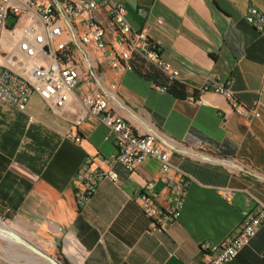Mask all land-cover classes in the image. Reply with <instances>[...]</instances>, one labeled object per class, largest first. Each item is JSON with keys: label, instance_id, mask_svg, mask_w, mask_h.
I'll use <instances>...</instances> for the list:
<instances>
[{"label": "crops", "instance_id": "crops-1", "mask_svg": "<svg viewBox=\"0 0 264 264\" xmlns=\"http://www.w3.org/2000/svg\"><path fill=\"white\" fill-rule=\"evenodd\" d=\"M110 1L125 7L133 30H148L179 71L185 97L154 89L165 77L153 67L117 72L101 64L91 81L79 83L63 117L38 94L24 111L0 101V212L16 230L61 245L72 264H206L200 244L218 247L246 213L264 204V35L245 19L250 7L264 14V0ZM208 77L231 80L237 98L259 116L239 115L221 95L199 91ZM94 89L137 132L168 143L171 163L190 176L181 213L162 232L151 230L137 203L147 181L163 190L155 158L131 172L117 165L118 182L103 179L84 204L76 202L78 167L88 154L114 151L97 118L87 114L75 124L80 99ZM224 188L233 190L230 200ZM164 201L160 194L158 203ZM262 253L264 223L227 264H264Z\"/></svg>", "mask_w": 264, "mask_h": 264}, {"label": "built area", "instance_id": "built-area-1", "mask_svg": "<svg viewBox=\"0 0 264 264\" xmlns=\"http://www.w3.org/2000/svg\"><path fill=\"white\" fill-rule=\"evenodd\" d=\"M246 21L264 35V14L256 7L247 10ZM162 24V19L156 20ZM96 53V54H95ZM107 64L114 71L143 70L153 67L168 83L180 79L179 71L162 57L159 46L148 30H133L125 7L110 0H0V101L24 111L32 94H38L46 106L63 117L75 99L82 81H91L93 68ZM102 78L101 72L96 74ZM231 80L218 82L208 77L199 91H211L224 97L232 110L257 117L259 113L237 98ZM115 83L110 84V89ZM158 91L166 85L153 83ZM82 110L75 124L92 115L107 129L114 151L108 156L88 154L74 176L75 199L84 204L103 179L118 182L119 165L131 172L145 158L159 163L163 190H155V180L145 183L137 196L144 216L155 232L164 231L181 213L190 176L171 163L172 148L152 133H140L121 115L113 112L101 89L87 92L81 99ZM71 137L81 140L77 134ZM165 195L163 204L158 203ZM233 190L224 188L222 196L230 200ZM264 222V204L246 213L238 228L217 247L202 242L199 250L206 264H227L247 246ZM264 259V253L261 254Z\"/></svg>", "mask_w": 264, "mask_h": 264}, {"label": "rangeland", "instance_id": "rangeland-1", "mask_svg": "<svg viewBox=\"0 0 264 264\" xmlns=\"http://www.w3.org/2000/svg\"><path fill=\"white\" fill-rule=\"evenodd\" d=\"M157 84L168 86V84H159V83H157ZM163 92H165V91H163ZM166 92H168V91H166ZM0 221L4 222L8 227H11L12 229H14L15 233L21 239L28 242L30 245L37 247L39 250H41V251L45 252L46 254H49L53 258L57 259L59 264H65L64 258L70 264H72L70 261L71 258L70 257L67 258L62 253L61 245L52 247V246L46 245L43 242H40L37 238H35L31 234H27V233L21 232L20 230H16L15 227L13 225H11L12 222L10 221L8 216L3 215L1 212H0ZM23 246H24L23 244H21L17 241L14 242L10 239L6 240L3 238H0V264H49V262L46 259H44L43 257L39 256L38 254L34 253L31 249L28 250V249L24 248Z\"/></svg>", "mask_w": 264, "mask_h": 264}, {"label": "water", "instance_id": "water-1", "mask_svg": "<svg viewBox=\"0 0 264 264\" xmlns=\"http://www.w3.org/2000/svg\"><path fill=\"white\" fill-rule=\"evenodd\" d=\"M14 239L25 245L28 246L34 253L38 254L39 256L43 257L44 259H46L49 264H59V262L57 261V259L53 258L52 256H50L49 254H46L45 252L39 250L37 247L30 245L28 242H26L25 240L21 239L16 233H14Z\"/></svg>", "mask_w": 264, "mask_h": 264}, {"label": "trees", "instance_id": "trees-1", "mask_svg": "<svg viewBox=\"0 0 264 264\" xmlns=\"http://www.w3.org/2000/svg\"><path fill=\"white\" fill-rule=\"evenodd\" d=\"M154 83L157 84V82H155V81H154ZM164 84H168L167 91L172 93L174 96H176L178 98L185 97V93L183 92L181 85L179 83H177L176 81L168 83L167 79L165 78ZM64 261H65V264H70L65 258H64Z\"/></svg>", "mask_w": 264, "mask_h": 264}, {"label": "bare ground", "instance_id": "bare-ground-1", "mask_svg": "<svg viewBox=\"0 0 264 264\" xmlns=\"http://www.w3.org/2000/svg\"><path fill=\"white\" fill-rule=\"evenodd\" d=\"M14 233L15 232H12L9 230L7 231L6 225L2 221H0V238L10 239V240L16 242V240L14 239ZM23 247L28 249V250L30 249L28 246H25V245Z\"/></svg>", "mask_w": 264, "mask_h": 264}]
</instances>
